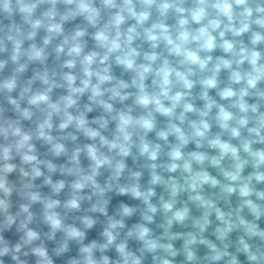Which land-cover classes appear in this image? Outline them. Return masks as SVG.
Instances as JSON below:
<instances>
[{"label": "clouds", "instance_id": "1", "mask_svg": "<svg viewBox=\"0 0 264 264\" xmlns=\"http://www.w3.org/2000/svg\"><path fill=\"white\" fill-rule=\"evenodd\" d=\"M0 264H264V0H0Z\"/></svg>", "mask_w": 264, "mask_h": 264}]
</instances>
